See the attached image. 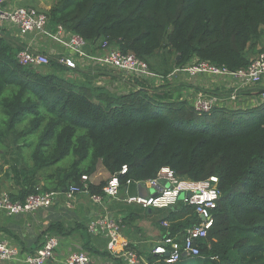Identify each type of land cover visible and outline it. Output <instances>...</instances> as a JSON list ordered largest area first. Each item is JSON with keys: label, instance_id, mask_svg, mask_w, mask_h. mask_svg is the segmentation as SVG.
<instances>
[{"label": "trees", "instance_id": "16d2710c", "mask_svg": "<svg viewBox=\"0 0 264 264\" xmlns=\"http://www.w3.org/2000/svg\"><path fill=\"white\" fill-rule=\"evenodd\" d=\"M45 13L51 24L91 42L104 39L161 73L193 57L244 68L255 46L264 44V0H57ZM20 46L0 30V144L28 148L32 162L18 172L17 192H8L12 200L80 184L81 175L94 174L98 165L122 188L128 179L155 177L161 167L179 178L214 176L220 193L214 223L191 259L264 264V105L199 114L176 93L145 85L114 94L56 74L54 60L46 73L19 65ZM246 114L253 116L237 120ZM200 115L212 124L196 128ZM105 184L88 183V193L104 196ZM142 210L129 215L157 226L166 221L169 227L161 228L171 236L200 221L182 202ZM71 230L56 222L41 235ZM153 260L148 254L149 264Z\"/></svg>", "mask_w": 264, "mask_h": 264}, {"label": "built area", "instance_id": "2783aa9c", "mask_svg": "<svg viewBox=\"0 0 264 264\" xmlns=\"http://www.w3.org/2000/svg\"><path fill=\"white\" fill-rule=\"evenodd\" d=\"M0 30L19 40L21 46L15 54L19 65L33 67L41 72L40 67L51 68V60H54L59 67L54 68L56 74H77V77L69 79L82 77V74L90 73V69L94 73L101 70L108 74L90 83L110 93L124 94L136 90L140 85H145L149 91L162 90L167 83L181 78L184 88L180 92V98L199 114H208L214 109H222L231 104L235 107L233 110H248L239 101V93L245 89L255 91L251 99L255 107L264 105V52L253 55L249 64L240 69L232 70L224 65L193 57L185 64L174 65L169 71L161 73L150 69L147 62L132 52L112 47L104 39L88 41L67 30L62 24H51L44 11L31 6L10 4L8 0H0ZM200 77L228 81L229 95L222 97L204 91L197 86ZM126 170V165H123L119 172L124 174ZM79 183L70 184L65 190L30 194L23 201L12 200L8 192H0V212L6 216L31 214L47 208L59 197L71 200L79 193L88 192L89 176L81 175ZM132 183L144 185L145 190L148 187L151 193H126L122 197L125 203L145 209H158L172 208L182 202L191 206L193 213L200 218L198 223L186 228L182 234L171 236L166 233L153 244L149 249L154 257L153 263L178 264L183 256H198L215 219L220 196L217 178H179L170 168L161 167L153 178L144 181L126 180L123 189ZM121 189L118 177L113 175L107 179L102 190L108 199H117ZM91 197L100 201L98 195ZM67 206H70L69 202ZM161 224L164 228L169 227L166 221ZM86 227L91 235L99 234L105 239V252L111 259L119 260L121 264H149L148 258L140 255L130 244L119 216L105 213L90 219ZM59 242V236L47 233L42 236L40 246L34 252L23 253L19 246L0 238V261L14 260L21 256L23 264H45L53 258ZM64 262L97 264L83 249L69 252Z\"/></svg>", "mask_w": 264, "mask_h": 264}, {"label": "crops", "instance_id": "0c3cea01", "mask_svg": "<svg viewBox=\"0 0 264 264\" xmlns=\"http://www.w3.org/2000/svg\"><path fill=\"white\" fill-rule=\"evenodd\" d=\"M10 4L14 3L10 1ZM13 39L19 43L18 39L15 37ZM89 71L90 73H84L82 74L83 77H78L77 79L86 81L87 77L90 82H93L94 79L104 77L108 74L101 70H97L95 73L92 69ZM229 85L230 83L228 81H223L222 79L213 80L200 77L197 81V86L204 91L222 97L229 95ZM162 88L164 91L176 93L180 98V92L184 88V84L181 78H177ZM254 92L252 89H245L239 93L241 105H244L245 109L249 111L257 109L253 100H251ZM227 109H235V107L231 104L225 108H219L221 111ZM105 172L107 171L104 167L99 165L96 172L89 176V183L98 184L101 181H107L109 177L107 179L99 177ZM145 192L150 193L148 187ZM126 193L130 195L138 194L139 185L132 183L126 189L122 188L120 196L117 199H108L105 196L98 195L100 201H96L88 192H82L71 200L59 197L47 208L37 210L31 214L6 216L0 212V238L7 240L10 244L19 246L23 250V253H31L39 247L38 245L41 242L43 230L53 223L60 222L64 228L72 230L67 235H59V246L55 250L53 258L46 261L45 264H65L64 260L67 254L77 249L87 251L95 259L97 264H121L119 260L111 259L105 252V239L99 234L91 235L86 227L90 219L107 213L111 216H119L121 218L124 234L130 241L132 247L140 255L148 258L151 246L157 243L164 235L161 228L162 224L160 223L157 226L149 218H133L130 216L129 212L130 214L135 212L141 213L143 211L142 209L145 208L135 204L125 203L122 197ZM67 202L70 203V206H67ZM149 210H152V208ZM184 258L191 259V257L187 256L182 257V259ZM0 264H23V262L20 256L14 260L0 261Z\"/></svg>", "mask_w": 264, "mask_h": 264}, {"label": "rangeland", "instance_id": "374dc122", "mask_svg": "<svg viewBox=\"0 0 264 264\" xmlns=\"http://www.w3.org/2000/svg\"><path fill=\"white\" fill-rule=\"evenodd\" d=\"M8 1L13 2L15 5L31 6L40 11H44V12L48 11L50 7L57 2V0H8ZM262 47H264V44L255 46L256 52L254 53H257ZM39 70H41L42 73H46L50 70V68L40 67ZM59 75L65 78L67 77L68 79L77 77L75 76L77 75L75 73L67 74V73L62 72ZM70 80L81 81V79L80 80L70 79ZM86 80H89V79L86 77ZM97 91H101V89ZM230 110H233V109H230ZM243 116L245 117L242 118L240 116L237 120L243 123L246 120H248V116L252 117L253 115L246 114ZM211 124H212V120L209 119L208 115H200L198 123L195 125V127L201 128V127H206L208 125L210 126ZM184 126L186 128L190 127L188 123H184ZM29 151L30 150L28 148L17 150L11 143L5 146L0 144V192H12V191L17 190L18 188L17 186L20 181V179L17 177L18 172L21 170L23 171L24 169L30 170L32 167V162L29 159ZM99 177L107 179L108 177H110V175L107 174V172H105ZM149 191L151 193V190ZM194 262L195 261L192 259L184 258L180 261L179 264H194Z\"/></svg>", "mask_w": 264, "mask_h": 264}, {"label": "water", "instance_id": "95a60500", "mask_svg": "<svg viewBox=\"0 0 264 264\" xmlns=\"http://www.w3.org/2000/svg\"><path fill=\"white\" fill-rule=\"evenodd\" d=\"M146 190H145V187H144V185H139V194H145L144 192H145Z\"/></svg>", "mask_w": 264, "mask_h": 264}]
</instances>
